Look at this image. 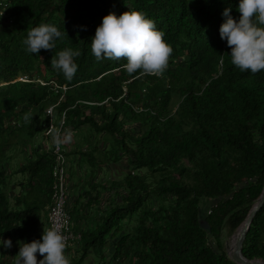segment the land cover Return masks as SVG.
Returning <instances> with one entry per match:
<instances>
[{
  "label": "trees",
  "instance_id": "1",
  "mask_svg": "<svg viewBox=\"0 0 264 264\" xmlns=\"http://www.w3.org/2000/svg\"><path fill=\"white\" fill-rule=\"evenodd\" d=\"M238 4L0 0V264L15 260V249L2 241H34L51 204L53 153L32 145L38 135L52 145L43 133L50 106L55 126L65 115L62 131L84 132L81 139L89 141L101 136L75 152L91 168L88 205L98 199L91 195H121V203L106 209L93 229L80 232L70 264H83L89 255L96 264H234L223 233L237 230L264 188V70L236 68L219 35L225 9L239 21ZM128 10L144 13L171 46L163 75H129L125 59L97 61L92 54L103 17ZM41 24L65 35L52 50L31 54L22 41ZM66 48L81 52L71 81L50 63ZM54 84L66 91L55 92ZM30 147L31 157L12 173L23 178L13 184L20 191L11 197L10 151L24 154ZM123 160L130 173L96 184L97 170ZM134 215L133 231H127ZM202 220L208 231L201 229ZM241 255L264 262V203Z\"/></svg>",
  "mask_w": 264,
  "mask_h": 264
},
{
  "label": "clouds",
  "instance_id": "2",
  "mask_svg": "<svg viewBox=\"0 0 264 264\" xmlns=\"http://www.w3.org/2000/svg\"><path fill=\"white\" fill-rule=\"evenodd\" d=\"M238 11L237 22L229 15L230 9L224 10L226 19L219 35L231 49V63L242 72L255 74L264 70V0H239ZM64 35L65 31L61 32L55 25L41 24L30 29L22 43L29 53L35 54L41 49L52 50L55 39ZM91 51L97 61L125 59L123 69L129 75L139 72L141 76L163 75L172 54L171 46L164 41V33L156 30L155 23L144 13L130 10L119 16L109 13L103 17L91 40ZM80 55L79 50L66 48L51 59V67L71 81L78 70L74 58ZM24 119L27 121L29 117L26 115ZM72 136L71 131H53L57 147L62 142L70 143ZM2 243L5 248L12 246L11 240ZM18 243L14 264H70L65 255L66 239L57 227L43 228L40 240ZM37 253L43 257L39 262Z\"/></svg>",
  "mask_w": 264,
  "mask_h": 264
},
{
  "label": "crops",
  "instance_id": "3",
  "mask_svg": "<svg viewBox=\"0 0 264 264\" xmlns=\"http://www.w3.org/2000/svg\"><path fill=\"white\" fill-rule=\"evenodd\" d=\"M71 132L73 133V136L76 137L77 145L73 149H68L69 145H67V144L65 145L64 143H62V149L65 151L66 156H67V152H68V154L73 156L75 175L79 177V176H81L82 168H84V166L82 165V163L84 162V159H82L75 152L79 151L81 149L91 148L93 146V143L100 141L101 136H95L94 137L92 135V138L90 141L89 140L84 141V139H81V137H83L82 134L84 132H73V131H71ZM85 136H87V133L85 134ZM78 138H80V139L78 140ZM49 141H50V143L48 142L47 139H43L41 136V138H39V137L35 138L32 145L37 150H45V151L51 152V140H49ZM30 152H31V147L29 148L28 152L24 153V155H26L25 156L26 158L31 157ZM72 153H75V154H72ZM66 159H67V157H66ZM67 163H68L67 173L69 174V171L72 169V166L69 165L68 161H67ZM11 164L12 163H10V166H9L10 169L8 170L7 174L9 175L11 173V177L9 180L12 182V187H11L12 192H11L10 196L13 197L14 194L16 195L20 191L19 187L14 186L13 184H16L17 181H20L23 178V176L21 174H13L12 175V173L19 167V165H17L15 168H11ZM20 165H22V164H20ZM12 166H15V165L12 164ZM86 169H90V168L86 166ZM105 169L107 171V177H106L107 180L120 181L124 177V175L127 174V171L129 170V166L127 163H124V161H120L117 163H110L109 165H106ZM96 175L97 176L100 175V171L98 173H96ZM68 178H70V177L68 176ZM68 178H67V181H68ZM95 180H96V177H95ZM103 181H105V180L103 179ZM80 185H82V186H80V188L82 190H84V192L77 194V196L73 197L72 199L70 197H68V199L69 198L70 199L67 201V203L72 201L73 212L77 214V220H78L77 221L78 224L76 226L77 228L74 229V231H72V233L74 235H80V232L93 229L96 226V224L98 223V220L101 217V215L106 212V209H108L112 205L121 203V195H117V194H115V191H112V193H106L104 195H91V196H97L98 199L96 201L93 200L92 205H88V198H89L88 196L89 195H84V193H85V191H87L86 188H88L90 186H88L86 182L81 183ZM69 186H71V183ZM92 207H94V208H92ZM88 209H90V212H88L89 211ZM86 210H88V211H86ZM47 227H48V221H47V214H46L42 218V220H41V222L37 228L36 238L34 240H40V238L43 234V228L47 229ZM76 242L77 241L72 242V244L68 248L69 250L67 251V253H65L66 257L69 259L70 262L75 259L74 246H75ZM19 247H20L19 244H13L11 246V248L15 249V256L19 252ZM110 249H108V253L111 252ZM40 257H41L40 254L37 253L36 254L37 261L40 260ZM96 263H97V259L95 257H93L92 255H89L83 264H96Z\"/></svg>",
  "mask_w": 264,
  "mask_h": 264
},
{
  "label": "built area",
  "instance_id": "4",
  "mask_svg": "<svg viewBox=\"0 0 264 264\" xmlns=\"http://www.w3.org/2000/svg\"><path fill=\"white\" fill-rule=\"evenodd\" d=\"M22 82H27L25 77H21L18 79ZM44 85V83H40ZM54 89L62 90V92L66 91L65 87H58L54 84ZM61 100V99H60ZM59 100V101H60ZM53 109L54 106H50L47 109V122L44 128V135L46 137L51 136L52 138V145L51 151L54 157V164L52 166V178H53V185H52V194H51V204L47 213V221L48 227H57L64 235L66 239V248L65 251L69 248V246L74 241H78L80 239V235H74L71 231V218L67 211V189H68V181H67V171H68V163L66 156L64 154V150L62 149V143L59 147L56 146L53 131L59 129L62 131V127L65 120L64 113L61 116L59 126H55L53 122Z\"/></svg>",
  "mask_w": 264,
  "mask_h": 264
},
{
  "label": "rangeland",
  "instance_id": "5",
  "mask_svg": "<svg viewBox=\"0 0 264 264\" xmlns=\"http://www.w3.org/2000/svg\"><path fill=\"white\" fill-rule=\"evenodd\" d=\"M19 81V80H18ZM56 92V90H54ZM55 119H53V122H54ZM86 129V128H85ZM88 130V129H86ZM66 131V130H65ZM75 134V133H74ZM42 135H38L39 138H41ZM13 138V137H12ZM16 138V137H15ZM80 138H78L79 140ZM48 140V139H47ZM85 140H88V139H85ZM84 140V141H85ZM13 141H14V138H13ZM16 141L17 138H16ZM82 141V140H81ZM48 142L50 143V141L48 140ZM63 143V142H62ZM65 145H69V148L68 149H73L75 148V146L77 145V142H76V137L72 136V139H71V142L70 143H64ZM80 145V144H79ZM82 145V144H81ZM79 147V146H78ZM26 155H24L23 153L19 152V148H13L11 151H10V157H11V161L10 163H12L13 165L15 166H12L11 164V168H15L17 165L20 166V164H23L24 161H25V157ZM74 158L72 155L68 154L67 152V161L69 162V165L72 166V169L69 171V174L68 176L70 178H68V189H67V201L73 197H76L77 194L79 193H82L84 192V190H82L80 188V185L81 183H87V185L89 186L88 184V179H89V175L91 173V168L89 166H87V164L85 162L82 163V165L84 166V168H82V173H81V176H76L75 175V167H74ZM124 163H126L125 160H123ZM10 166V165H9ZM86 166L89 167L90 169H86ZM100 171V175H96V184L99 185L103 179L106 181V177H107V171L104 168H100L99 170H97L96 173H98ZM86 172V173H85ZM127 173H130L129 170L127 171ZM71 175V176H70ZM71 183V186H69ZM86 190H88V188H86ZM68 197H70L68 199ZM73 204H72V201L67 203V211L70 215V218H71V231H74V229H76L77 227V224H78V220H77V214L73 212V208H72ZM94 208V207H92ZM89 210V211H88ZM86 211L90 212V209H88ZM136 216L137 215H134V217L130 220V222H127V225H126V230L127 231H133V227L135 226L136 224ZM132 227V228H131ZM236 234V231L234 233H230L228 232V230H225V232L223 233V243H224V249L226 252L228 251H231L232 250V247H233V242H234V235ZM0 258H1V254H0Z\"/></svg>",
  "mask_w": 264,
  "mask_h": 264
},
{
  "label": "water",
  "instance_id": "6",
  "mask_svg": "<svg viewBox=\"0 0 264 264\" xmlns=\"http://www.w3.org/2000/svg\"><path fill=\"white\" fill-rule=\"evenodd\" d=\"M216 202H213L212 205H214ZM263 203H264V188L257 202L252 206L251 210L249 211L246 219L237 228L236 234L234 235V242H233L232 250L227 252L229 259L234 264H264V262L260 259L247 260L241 255L242 245H243L245 236L249 230L252 219L255 216V214L260 210ZM200 227L204 231H208V226L203 220L200 222ZM208 241L215 250V245L212 242L210 236H208Z\"/></svg>",
  "mask_w": 264,
  "mask_h": 264
}]
</instances>
